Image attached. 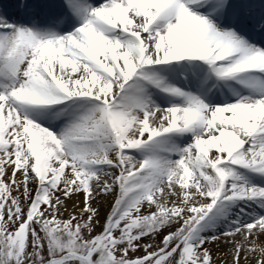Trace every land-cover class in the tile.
I'll list each match as a JSON object with an SVG mask.
<instances>
[{"label":"snow or ice","instance_id":"obj_1","mask_svg":"<svg viewBox=\"0 0 264 264\" xmlns=\"http://www.w3.org/2000/svg\"><path fill=\"white\" fill-rule=\"evenodd\" d=\"M12 11L0 264H264V3Z\"/></svg>","mask_w":264,"mask_h":264},{"label":"bare ground","instance_id":"obj_2","mask_svg":"<svg viewBox=\"0 0 264 264\" xmlns=\"http://www.w3.org/2000/svg\"><path fill=\"white\" fill-rule=\"evenodd\" d=\"M3 1L5 2V0H0V12L7 11L9 13V15H14V12L12 10H9L5 6V3H3ZM9 1H11L12 6L16 3V0H9ZM258 1H261V3H264V0H258ZM254 2H255V0H254ZM12 9H13V7H12ZM226 251H227V248L225 246H221L218 254L223 255V253ZM221 264H222V262H221Z\"/></svg>","mask_w":264,"mask_h":264}]
</instances>
